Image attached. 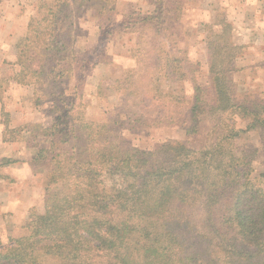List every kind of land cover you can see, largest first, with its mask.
<instances>
[{
  "label": "rangeland",
  "instance_id": "1",
  "mask_svg": "<svg viewBox=\"0 0 264 264\" xmlns=\"http://www.w3.org/2000/svg\"><path fill=\"white\" fill-rule=\"evenodd\" d=\"M55 1L0 0V156L17 161L0 169L4 244L27 234L31 213L45 211L47 174L35 171L32 159L34 146L48 144L38 130L2 143V109L12 129L47 126L61 116L71 124L83 119L113 129L114 123L142 150L174 141L199 151L218 138L223 122L231 124L224 115L217 118L220 128L213 127L216 119L206 114L198 132L186 134L192 80L205 87L204 104L212 103L211 60L235 56L230 94L264 100V0H70L57 21H44L41 7ZM220 21L231 29L211 50ZM228 64L220 61L219 70ZM236 126L246 122L238 119ZM235 149L255 155L257 169H264V131L242 135ZM104 181L110 189L122 183L112 174ZM194 213L201 220L205 211L199 205Z\"/></svg>",
  "mask_w": 264,
  "mask_h": 264
},
{
  "label": "trees",
  "instance_id": "2",
  "mask_svg": "<svg viewBox=\"0 0 264 264\" xmlns=\"http://www.w3.org/2000/svg\"><path fill=\"white\" fill-rule=\"evenodd\" d=\"M69 2L45 4L43 20L57 21ZM216 26L222 29L211 50L231 29L227 21ZM220 61H230L228 68L219 70ZM220 61L210 62L212 103L204 104L205 87L192 80L186 134L197 133L206 114L216 119L213 127L224 115L231 124L223 122L218 138L199 151L174 141L142 150L114 123L71 124L61 116L47 126L12 129L2 109L4 143L38 130L48 145L34 146L32 159L34 170L47 174L45 211L30 214L25 236L10 244L0 239V264H43V256L61 264H264V169L255 155L235 149L242 135L264 131V100H235L228 76L235 56ZM238 119L246 126L237 127ZM15 163L0 156V169ZM106 174L122 183L110 189Z\"/></svg>",
  "mask_w": 264,
  "mask_h": 264
},
{
  "label": "crops",
  "instance_id": "3",
  "mask_svg": "<svg viewBox=\"0 0 264 264\" xmlns=\"http://www.w3.org/2000/svg\"><path fill=\"white\" fill-rule=\"evenodd\" d=\"M263 23H264V22H262V24H263ZM259 25H260V24H259ZM256 28H257V26H256ZM2 143H4L3 140H2Z\"/></svg>",
  "mask_w": 264,
  "mask_h": 264
}]
</instances>
